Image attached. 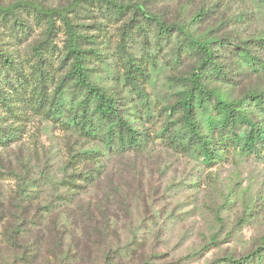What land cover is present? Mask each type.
I'll return each mask as SVG.
<instances>
[{
	"label": "rangeland",
	"instance_id": "374dc122",
	"mask_svg": "<svg viewBox=\"0 0 264 264\" xmlns=\"http://www.w3.org/2000/svg\"><path fill=\"white\" fill-rule=\"evenodd\" d=\"M112 1L198 36L210 32L237 42L264 35V6L256 0ZM16 3L41 10L53 23L46 34V17L37 24L22 12L28 27L22 37L0 28V51L18 65L34 59V48L62 50L65 22L86 37L83 49L115 63L116 30L129 15L100 26L98 34L95 0H0L1 7ZM133 49L138 53L136 44ZM51 62L57 79L66 67ZM188 68L153 74L142 97L115 77L101 78L131 112L149 108L150 142L139 153L88 159L84 152L97 145L79 133L21 112L19 104L15 114L0 108V126L18 135L0 147V264H231L226 258L237 260L264 239V159L231 154L205 167L153 140L163 123L160 107L177 89L172 77ZM263 83L252 75L238 89ZM88 171L91 182L81 175Z\"/></svg>",
	"mask_w": 264,
	"mask_h": 264
},
{
	"label": "trees",
	"instance_id": "16d2710c",
	"mask_svg": "<svg viewBox=\"0 0 264 264\" xmlns=\"http://www.w3.org/2000/svg\"><path fill=\"white\" fill-rule=\"evenodd\" d=\"M95 1L102 20L97 25L98 34L100 26L116 25L129 15L116 30L115 63L109 64L101 51L83 49L86 37L65 22L68 30L64 32L62 50L52 45L34 48V59L19 65L0 51L3 111L15 114L19 104L21 112L28 111L79 133L97 145L84 152L88 159L139 153L150 142L151 135L145 129L151 118L149 108L131 112L116 92L103 86L101 78L115 77L120 85L142 97L146 94L144 85L152 81L153 74L165 70L178 73L189 64L185 74L172 77L177 89L173 101L160 107L158 116L163 117V123L153 140L161 138L173 152L185 154L205 167L231 154L264 159V83L238 89L240 82L252 75L264 78V35L237 42L210 32L198 36L184 25L165 23L137 7L112 0ZM256 2L264 6V0ZM22 12L37 24L40 17H46L45 33L51 34V17L16 3L0 5V28L7 36L18 39L27 33ZM134 44L138 53L134 52ZM54 59L66 67L57 79L50 69ZM17 115L20 117V113ZM17 139L12 128L0 126L1 148ZM81 175L85 182L94 180L90 171ZM226 259L231 264H264V239L239 259Z\"/></svg>",
	"mask_w": 264,
	"mask_h": 264
}]
</instances>
